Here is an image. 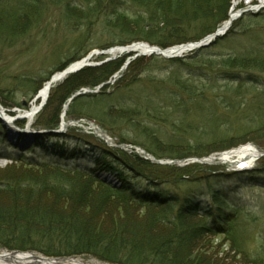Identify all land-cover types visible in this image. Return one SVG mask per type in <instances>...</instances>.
<instances>
[{
    "label": "rangeland",
    "instance_id": "374dc122",
    "mask_svg": "<svg viewBox=\"0 0 264 264\" xmlns=\"http://www.w3.org/2000/svg\"><path fill=\"white\" fill-rule=\"evenodd\" d=\"M4 1L8 6L15 8L26 7L29 4L26 0ZM248 1L251 2L248 3ZM257 5V0H232L227 13L228 19L233 7L236 12L246 13L236 18L226 34V39L222 38L223 40H220L214 49L205 52L218 55L219 58L212 61L214 63L212 66H206L201 75L211 81L217 79L219 82L217 86L222 90L209 91L213 83L210 81L203 85L199 81L197 89H195L196 85L193 86L198 95L191 98L189 94L179 91L178 87L170 83V73L177 67L160 61L156 64L154 62L155 65L151 69L138 75L136 79H132L130 75L123 77L124 69L117 77L115 75L118 72L101 85L93 88L83 87L74 93H80L74 101L80 98L68 104L73 94L67 98L64 93L66 87L64 83L75 73L71 74L52 88L48 101L40 105V112L31 125L21 117L16 118L15 127L25 130L24 140L20 139L13 128L1 123L5 134L0 136V179L18 177L69 182L91 179L87 173L94 169V154L100 149L105 152L123 151L134 156L137 153L132 150L133 147L146 152L151 151L152 146L149 142L154 136L159 141L158 149L169 153L168 151L173 148L170 146L171 143L185 137L186 127H196L207 120L214 121L217 118L226 120L227 125L233 129V133H224L226 130L220 127L218 129L214 121L211 125L213 129L210 128L213 131L211 135H215L220 141L229 137L238 138L233 139L227 149L214 152L207 158L211 156L218 158L223 153L248 144L264 152V138L261 139L264 135L250 132L246 136L239 137V133H244L247 129L243 127L264 118V73L249 71L239 73L238 70L232 72L230 71L232 64L229 65L227 62L229 58L245 54L254 56V53L263 55L264 58V7L254 11L252 8ZM37 6L45 10L43 20L28 33L20 34L22 32L15 28L17 31L14 29L9 34L12 37L21 35V38L14 39L16 41L12 38L14 43L10 47H0V106L12 117L29 110L39 90L53 75L60 72L62 67L67 68L92 52H108L123 47L116 45L103 50L97 48V46L112 44L114 39L104 29V25L95 19L86 20L88 26L85 28L76 27L75 20L67 14V4L56 6L48 0H42ZM221 8L219 7V12L222 11ZM246 16H258L260 19L253 27L244 28L242 25L247 22L242 20ZM226 21L227 19L219 27ZM3 31L0 28V32L3 33ZM79 41L84 42V47L77 48ZM135 55L131 53L117 56L112 62L131 59V63L137 58L143 59L145 63L152 62L153 56H138L132 60ZM194 55H196L195 51L187 52L184 54V59ZM78 56L83 57L75 59ZM107 58H111L107 53L95 55L88 62L94 66H87L84 69L101 68L108 64ZM223 71L232 72L235 77H227L223 75L225 73ZM184 76L186 77V74ZM237 81L248 83L250 81L255 87L252 88V85L247 84L243 87V85L245 89L243 93L236 95V89L239 87V84H236ZM226 82H234L232 86L230 85L231 91L224 94V97L226 95L227 98L233 99L229 102L228 110L216 102L212 105L215 95L223 96L226 90L224 87H227ZM166 87H169L167 88L169 90ZM207 87L208 90L205 89ZM35 90L36 94L33 93ZM175 91L179 92L178 95L181 98L179 102L182 100L184 103L183 106L186 109L184 112L182 109L178 111L175 108L176 112L173 110L176 105L168 104L169 97ZM202 91V95H199ZM66 104L69 105L68 109L65 107ZM80 119L95 124L108 140L85 133L82 130L84 124L76 123ZM49 122H54L53 125L58 127L57 130H48L45 126ZM64 122L73 125L70 129H64L62 125ZM180 126L181 129H179ZM253 129H256V126ZM39 136L42 140L37 141ZM194 141L196 140H190L191 143ZM207 141L209 138L202 139L204 143ZM120 145L131 148L120 149ZM220 145L223 144H219V147ZM185 159L189 160L188 163H183ZM196 159L165 157L160 160L169 161L167 163H173L174 167L183 168L193 165L192 162ZM254 168H256L254 173L258 176L254 180L238 178V175H245V173H239L241 171H238L237 167L228 163L204 165L203 171L195 168L192 173L184 177L190 184H185L181 189L177 188L178 192L182 196L195 194L200 206L205 210L208 209L202 212V215L208 213V216L207 218L202 215L189 217L184 220L183 227H191L198 232L199 227L211 221L210 213L218 209L226 212L232 219L229 225L232 230L230 234H203L194 251L199 250L202 255L213 256L222 264H264V159L258 160ZM200 175L209 176V179H196ZM133 205L137 209L132 212L133 215L137 212L140 215H146V213L160 211V209L144 207L141 204ZM0 252L10 251L0 248ZM31 253L47 257L40 253ZM78 257L87 264H109L89 255Z\"/></svg>",
    "mask_w": 264,
    "mask_h": 264
},
{
    "label": "trees",
    "instance_id": "16d2710c",
    "mask_svg": "<svg viewBox=\"0 0 264 264\" xmlns=\"http://www.w3.org/2000/svg\"><path fill=\"white\" fill-rule=\"evenodd\" d=\"M26 1L29 3L26 7L15 8L0 0V28L4 30L3 33L0 32V47H10L14 41L21 38V35L12 37L9 34L15 28L22 32L20 34L28 33L45 17V10L37 6L42 0ZM48 1L56 6L67 4V14L75 20L76 27H87L86 20L95 19L101 22L114 39L108 46H97L103 50L110 46H127L137 42L166 49L200 41L214 33L227 19L232 0ZM219 7H222L221 12ZM259 19L258 16H246L242 21L247 23L242 27H253ZM12 38L16 40L13 41ZM223 39H217L210 47L187 59L165 60L152 57V62L147 63L143 59H137L122 75L123 77L130 75L132 79H136L156 63L166 62L177 67L170 73L171 85L193 98L198 95L195 89L199 81L203 85L211 81L207 77H202L201 72H204L206 66H212L214 64L212 61L219 58L218 55L205 52L214 49ZM77 45H79L77 48L84 47V42L79 41ZM259 55L254 53V56L245 54L229 58L227 62L229 65L232 64L230 71L264 73V58L263 55ZM81 57L83 56L75 59ZM123 62V60L109 62L101 68H86L72 75L64 83L65 95L68 98L83 87L93 88L105 83L120 70ZM63 69L64 67L61 70ZM232 72H225L223 75L235 77ZM211 82L213 85L209 91L222 90L217 86L219 83L217 79ZM237 82L240 88L236 89V95L243 93L246 84L255 87L250 81ZM233 84L234 82H226L227 87H224L225 92L222 91L223 96L215 95L212 105L216 102L225 110L230 109L229 102L233 99L227 98L226 95L224 97V94L231 91L230 85ZM205 89L208 90V87ZM33 93L36 94V90ZM202 93L203 91L199 92V95ZM178 94L176 91L172 93L168 104L176 105L174 111L182 109L184 112L186 109L183 101L179 102L181 98ZM214 121L218 129L220 127L226 130L224 133H233L226 120L217 118ZM214 121L207 120L196 127H186L185 137L171 143L170 146L173 148L168 151L169 153L160 151L159 141L152 136L149 142L152 146L151 151L147 152L158 159L165 157L183 159L207 157L214 152L223 151L238 137L220 141L215 135H211L213 131L210 128L213 129L211 125ZM53 124L54 122H49L45 127L48 130L58 128ZM2 126L0 123V136L5 134ZM254 126L256 129H253ZM181 128L180 126L179 129ZM243 128L247 129L244 133H239V137L250 132L264 135V118L257 123L250 122ZM191 138L196 141L191 143ZM203 138H209V141L204 143ZM263 138L262 136L261 139ZM20 139L24 140L25 136L20 135ZM40 140L41 136L37 138V141ZM219 144L223 145L219 147ZM93 166L94 169L87 173L91 179L75 182L18 177L0 179V248L9 251H31L47 257L89 255L109 264H222L213 256L202 255L199 250L194 249L203 234H230L231 216L218 209L210 213L211 221L199 227L198 232L191 227H183L184 220L196 215L201 216L202 212L208 210L200 206L195 194L182 196L178 192L185 184H190L184 177L195 168L201 171V167L154 165L137 155L130 156L123 151L105 152L101 149L94 154ZM103 174L113 177L116 183H106L102 179ZM238 176L240 179L248 180L258 177L254 172ZM198 178L209 179V176L200 175L196 179ZM134 203L135 206L141 204L160 211L146 215L137 212L133 215L132 212L137 211ZM207 214L202 216L206 217Z\"/></svg>",
    "mask_w": 264,
    "mask_h": 264
},
{
    "label": "bare ground",
    "instance_id": "6f19581e",
    "mask_svg": "<svg viewBox=\"0 0 264 264\" xmlns=\"http://www.w3.org/2000/svg\"><path fill=\"white\" fill-rule=\"evenodd\" d=\"M258 5L253 7V10L261 9L264 7V0H257ZM251 1H248L250 3ZM229 14V19L220 27V30H226L230 25L233 24V22L236 20L238 12H236L235 7ZM188 49L186 47L175 49L174 51L166 52L168 55H183L184 53H187ZM134 53L139 56H151L155 53H159V51L147 46V45H136L134 47H130L127 49H118L113 50L107 53V55H110L112 58H115L117 56L125 55V54H131ZM89 60L83 61V62H76L70 65L69 67L65 68L64 70L56 73L53 75L48 82L44 84V86L39 90L38 97L30 106L29 110H26L22 113H19L18 116H9L5 109L0 106V115L6 118L11 124H15L16 118L21 117L22 119H25L28 121V123L31 125L34 118L38 115L40 112V105L45 104L48 101V97L50 95V92L52 88L59 82L63 81L65 78H67L69 75H71L73 72L81 68L84 63H88ZM65 107L68 109V104L65 105ZM72 123H65L63 126L65 128H71ZM259 156V152L256 151L253 147L250 145L244 146L242 148H239L235 151L229 152L228 154L221 155L219 157V161L223 163L232 164L235 167L240 166H250L252 165L257 157ZM214 162V161H211ZM1 253V252H0ZM0 264H36L34 261L26 260L20 257L13 258V259H5L0 258ZM39 264H87L80 258L76 259H69L65 261H59V262H40ZM92 264H99V263H92Z\"/></svg>",
    "mask_w": 264,
    "mask_h": 264
},
{
    "label": "water",
    "instance_id": "95a60500",
    "mask_svg": "<svg viewBox=\"0 0 264 264\" xmlns=\"http://www.w3.org/2000/svg\"><path fill=\"white\" fill-rule=\"evenodd\" d=\"M242 13H245V12H239V14H242ZM238 17V16H237ZM229 29V27L226 29V30H218L215 34L207 37L206 39L200 41L199 43H195V44H190V45H187L186 49H188V51H191L193 49H202L203 47H207L209 46L215 38L217 37H222L225 35L226 31ZM134 46V45H133ZM183 46H180V47H177V48H181ZM129 48V47H127ZM122 49V48H121ZM126 49V48H124ZM153 49H157L159 51V53H156L157 55H161L163 57H166V58H173V57H180L179 55H168L166 54V52L168 51H173V50H167V51H162L158 48H155L153 47ZM94 54H98V52H92L87 58H85L84 60H82L81 62L83 61H86L89 59V57H91L92 55ZM109 61V60H107ZM129 62H127L124 67L128 64ZM84 66H94L93 64H88V63H84V65L79 68L78 70L76 71H79L80 69H82ZM123 67V68H124ZM80 93H77L75 94L74 96H72L70 99H69V103H71L77 96H79ZM0 122L3 123L4 125H7L8 127H11V123L6 119L4 118L3 116L0 115ZM17 134L19 133H23V131L17 129ZM143 156L147 159V160H150L152 161L153 163H156V164H163L161 163L160 161L158 160H155V159H152L150 158V156L147 154V153H143ZM202 163H206L207 160H202L201 161ZM17 257H20V258H23V259H26V260H31V261H34L36 264H39L40 262H59V261H65V260H69V259H76V258H66V257H63V258H47V257H43V256H40V255H37L35 253H30V252H19V251H10V252H1L0 253V258H5V259H13V258H17Z\"/></svg>",
    "mask_w": 264,
    "mask_h": 264
}]
</instances>
